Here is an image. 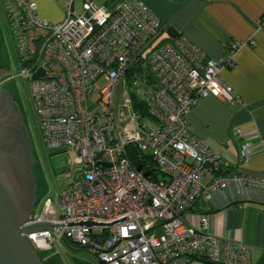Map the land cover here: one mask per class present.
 <instances>
[{
  "label": "built area",
  "instance_id": "2783aa9c",
  "mask_svg": "<svg viewBox=\"0 0 264 264\" xmlns=\"http://www.w3.org/2000/svg\"><path fill=\"white\" fill-rule=\"evenodd\" d=\"M2 3L44 142L74 155L67 166L72 182L25 224L65 228L28 235L35 249L51 253L46 260L58 256L66 234L102 264H251L252 248L213 235L208 213L213 195L230 183L264 189V180L224 174L229 167L188 122L203 98L241 103L221 72L235 66L246 44L233 42L217 60L183 34L156 46L168 25L142 0L117 9L83 0L80 11L73 0L57 23L40 17L32 0ZM140 60L145 73L133 70ZM234 133L243 163L264 150V139L255 144L242 130ZM131 146L150 157L155 179L151 166L138 171L132 164ZM207 175L213 179L204 185ZM89 222L95 226L83 225Z\"/></svg>",
  "mask_w": 264,
  "mask_h": 264
},
{
  "label": "crops",
  "instance_id": "0c3cea01",
  "mask_svg": "<svg viewBox=\"0 0 264 264\" xmlns=\"http://www.w3.org/2000/svg\"><path fill=\"white\" fill-rule=\"evenodd\" d=\"M38 15L57 23L65 18L73 0H32ZM83 0H76L80 11ZM111 9L125 0H93ZM167 28L156 42L162 45L177 35L189 37L209 58L224 56L233 42L246 44L235 55V66L221 76L241 98L228 103L213 97L201 99L188 115L193 134L220 155L234 174L264 180V150L243 163L242 130L255 144L264 139V28L258 21L264 14V0H142ZM254 42L251 44V42ZM212 175L203 178L207 185ZM210 232L217 237L239 240L252 248L251 264H264V189L232 182L213 195L208 213Z\"/></svg>",
  "mask_w": 264,
  "mask_h": 264
},
{
  "label": "rangeland",
  "instance_id": "374dc122",
  "mask_svg": "<svg viewBox=\"0 0 264 264\" xmlns=\"http://www.w3.org/2000/svg\"><path fill=\"white\" fill-rule=\"evenodd\" d=\"M147 54L146 51L144 55L147 56ZM0 65L8 70L5 85L16 98L18 110L32 142L34 164L31 177L35 187L33 189L37 193L32 215H35L41 212L46 199L50 198L57 203L60 190L72 182L73 178L69 177L70 171L67 170V166L70 159L74 160V155L68 148H48L44 142L35 104L31 97L30 82L21 76L22 66L2 0H0ZM103 85L104 82L101 81L99 86L103 87ZM79 170L80 167L76 166L72 169V173L75 174ZM155 233L161 235L163 230L158 229ZM62 243L64 248L60 249L59 255L65 264H78V261L101 264L89 250L80 249V246L74 249L64 241ZM51 256V253L45 254L44 260Z\"/></svg>",
  "mask_w": 264,
  "mask_h": 264
},
{
  "label": "water",
  "instance_id": "95a60500",
  "mask_svg": "<svg viewBox=\"0 0 264 264\" xmlns=\"http://www.w3.org/2000/svg\"><path fill=\"white\" fill-rule=\"evenodd\" d=\"M169 43L172 44L173 40H169ZM38 77L40 74L35 76V78ZM8 154L7 151V158L10 156ZM138 171H142V167H139ZM29 173L31 176L32 170ZM149 175L146 174V177ZM20 182H22L21 179L15 177L10 169L7 168V172L5 171L0 156V264H65L60 255L45 262L27 238L28 235L43 232L60 235L65 227L49 223L25 225L32 215L33 207L26 209L25 204L20 199V190L18 189L22 186ZM83 225L95 226L92 222ZM63 241L74 249L78 248L66 234H63Z\"/></svg>",
  "mask_w": 264,
  "mask_h": 264
},
{
  "label": "flooded vegetation",
  "instance_id": "af4514ba",
  "mask_svg": "<svg viewBox=\"0 0 264 264\" xmlns=\"http://www.w3.org/2000/svg\"><path fill=\"white\" fill-rule=\"evenodd\" d=\"M0 156L5 171L10 169L15 177L21 179L20 199L26 209L36 204L30 171L33 165V147L25 122L18 110L14 94L6 87L8 70L0 65ZM7 151L9 152L7 158ZM16 179V178H15ZM47 261V260H46ZM45 261V262H46Z\"/></svg>",
  "mask_w": 264,
  "mask_h": 264
},
{
  "label": "trees",
  "instance_id": "16d2710c",
  "mask_svg": "<svg viewBox=\"0 0 264 264\" xmlns=\"http://www.w3.org/2000/svg\"><path fill=\"white\" fill-rule=\"evenodd\" d=\"M169 32H170V35L173 37V39L177 38V36H178L177 34H175L174 32H172L170 30H169ZM146 58H147V56H143L144 60H146ZM143 63H144V61H142V60L137 61L135 63L136 68H133V70L136 72L139 71L142 73L147 72L146 62L144 64ZM134 109L140 116H146L148 114L146 107L142 104H138L137 102H135V104H134ZM128 153L130 156V160L134 166L139 168L142 166L146 167L149 165L152 168V174H153L152 179H155L157 177V174L155 172V166H154V164H152L150 157L142 156L134 146L129 147ZM224 174L233 175L234 173L230 170H227V171H224ZM39 254H40L41 258L44 260L45 253H39ZM77 263L78 264H89V263L80 262V261H78Z\"/></svg>",
  "mask_w": 264,
  "mask_h": 264
}]
</instances>
